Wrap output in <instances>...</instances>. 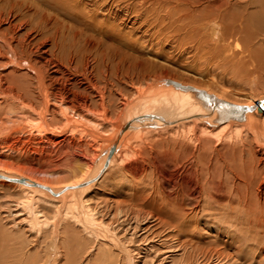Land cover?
<instances>
[{
	"label": "bare ground",
	"instance_id": "obj_1",
	"mask_svg": "<svg viewBox=\"0 0 264 264\" xmlns=\"http://www.w3.org/2000/svg\"><path fill=\"white\" fill-rule=\"evenodd\" d=\"M228 3L229 0H0V131L6 135L7 133L11 135L13 132H25L24 134H26L27 130L21 127V122L16 123V119L20 121L17 116L23 114L26 109L34 114L29 116L32 121L25 123L26 125L29 123L31 126L29 128L33 138L27 136L25 137L27 140L19 139L25 144L19 150L13 149L17 153L13 151L16 155H13L15 158L12 159L18 164L19 169L0 164V189L18 190L22 194V198L15 202L16 210L13 213L20 216L23 224L28 227L31 233L37 232L40 237L42 235L45 237L46 234L52 233L53 229V237L58 238L62 227V231L65 233L73 229V227H66L68 221H72L81 231L83 230L85 235L93 237L97 246L99 243L106 245L95 256V262L99 264L112 262L114 264L109 252L120 254L121 257L127 253L130 260L136 256L141 257L143 248H133L132 250L126 248L124 246L125 240L120 236V232L115 231L111 225H106L104 221H99L100 211L94 210L90 202V195L98 183L101 181L103 183L112 173L128 168V172L132 175L131 182L133 178L136 181V178L140 176L143 177L140 184H145L144 189L138 190L137 188L136 190L133 188L132 196H128L118 211L119 215L124 217L123 222L127 226L125 228L129 229L127 232L132 231V237L136 236L140 230L148 232L151 226L152 228L157 226L160 229L157 236L159 238H162L161 235L166 237L165 242L172 244L169 247L177 243L181 248H186L189 246V242H184L182 239L190 235L186 233L187 228L192 222L199 221V214L202 215V212L206 211L209 216H221L220 222L225 223L229 228L235 225L234 223H241L237 233L244 239V242L248 241L250 244L252 241L258 245L264 241V232L260 231L261 226H264V172L259 170L260 161L251 147H255L256 152L264 154V108L261 112H258L256 108V115L249 114L245 122L234 120L222 122V120L217 119L216 113L203 111L189 94L178 93L179 95L174 97L175 102L178 100L183 103L182 105L179 104L182 110H179L180 113L174 117L175 119L180 118L178 122L165 125L156 121L160 125L157 128L148 127L147 121L133 122L119 135L122 125L127 121L148 113L161 114L158 108L170 104L167 95L174 90L163 85L165 78H173L184 84L206 89L219 98L236 103L253 105L263 102L264 105V97L258 102L253 100H250L251 102L234 101L215 91V89L179 80L169 75H156L144 80L141 85L135 83L131 85L133 89L131 97L138 103V109L134 112H127L129 104L123 106L122 100L120 109L114 115L110 112L111 109L107 103V92L94 83H92L93 87L99 90L98 94L101 96L97 110L90 109L87 104L88 101L82 105L80 103L81 106L78 108L77 105L66 102L69 101L71 97L69 93L72 92L67 84L59 88V91L66 92V95L61 94L60 103L55 106L53 102L57 93L53 90L52 85L57 82V76L67 74L66 71H74L75 54L72 47L77 52L79 47H74L73 43L70 42L69 44L72 46L66 49L67 44H64V41L70 34L74 37H80L84 34V27L88 25L89 29L85 31V35H88L87 40L92 43L97 38L107 37L110 40L115 37L111 30L115 26L113 22L121 18V14L131 18L135 15L142 17L152 10L162 9L167 14L174 12L178 14L179 11H182L188 18L189 16L198 17L200 22L193 23L194 25L190 24L189 27L187 24L185 26L188 27V30L191 29L193 35L200 36L198 44H203V39H207L201 35L210 37L217 31V33H221V38L217 37L220 41L218 44L227 39L230 43V38L224 37L227 32L223 34L222 30H218L221 25L223 26L222 20L226 11L229 10ZM64 15H68L71 23L77 24L76 27L63 24L64 21L60 16L63 17ZM99 17L108 18L99 19ZM141 23L143 24V22ZM122 25L126 26L125 23ZM172 26L176 25L172 24ZM62 28L67 29L62 30ZM165 28L168 29L166 26ZM213 37L216 39V36ZM227 37L229 36L227 35ZM257 50L249 48L248 54L246 53L245 58L249 57L252 64L255 59L258 61L262 57ZM82 58L85 59V57H81L82 61ZM86 59L88 60V57ZM22 68L33 70L36 76L29 78L27 72L22 76H15L14 73ZM36 78L38 79L36 89L40 91L41 105L39 99L35 105L31 103L35 99L34 93L36 92L33 85ZM71 81L73 82L72 79ZM124 95L126 94L120 93V97H124ZM110 96L113 97V94ZM184 104H187L188 107H184ZM56 108L57 112L55 111ZM56 115L63 122L64 120L67 121L68 128L71 130H80L89 134L88 132H94V128L105 129V132L110 129L114 133V137L109 142L119 136L109 165L99 178L97 176L104 167L109 145L107 148H103L101 143L97 142L96 149L93 150L91 142L94 141V138L89 141L87 137L84 139L78 136L77 138L74 131L62 133L61 127L52 128L53 124L56 123ZM114 117L118 121L116 124H114ZM53 137L62 139L58 142ZM69 138L79 139L80 142H87L88 145L86 143L79 145L78 141H72ZM209 138L215 140V149L220 146L237 148L241 147L238 145H244L245 147L213 151V141ZM156 140L160 141L156 142ZM180 140L193 145H183L181 143L185 142ZM67 141L69 143H66ZM164 141H175L176 144L156 147L158 143ZM56 142L58 143L56 144ZM44 143L49 146L55 144V147L60 145L59 151L67 148L86 147L89 154L91 152L95 157H83L86 161L81 164L82 166L80 165L82 167L80 169L87 171L82 178L64 183L61 186L53 185L27 173L39 172L32 167L41 165L42 160L47 159L46 156L37 154L40 149H42L40 150L42 153H45L43 148L46 147L42 145ZM34 144L40 145L41 148H32L31 146ZM48 151L50 152V150ZM12 164L15 163L12 162ZM116 169L119 170L116 171ZM223 171L228 172L226 173L227 176L222 175ZM46 173L56 175L55 172H49L48 169ZM3 176L24 178L27 183L11 181ZM91 178L97 179L86 186L78 187V184ZM40 185L50 187L59 194L53 195ZM136 185L138 184L134 183L133 187ZM227 187L232 192H230L232 195L230 200H234L233 202L236 200L239 207H232L233 202H231L226 213H222L220 209L222 201L229 200V195L224 190ZM42 206L53 207L54 209L50 208L53 211H50L51 213L48 215L54 213V216L47 217L42 211ZM223 215L226 217L223 218ZM253 234L254 236H252ZM141 238L144 242L150 236L146 234ZM70 241L74 242L73 239ZM234 243L235 241L231 244H225L224 249L213 246L214 249L204 251L201 254H211V256L214 255L219 259L228 258L226 257L229 255L226 248ZM144 249H146L144 253L149 251V247ZM57 251L58 258L55 256L54 259L56 260L53 259L52 264H59L61 253L59 255V250ZM259 251L263 255L264 247L260 248ZM23 262L27 261L24 260Z\"/></svg>",
	"mask_w": 264,
	"mask_h": 264
},
{
	"label": "rangeland",
	"instance_id": "obj_2",
	"mask_svg": "<svg viewBox=\"0 0 264 264\" xmlns=\"http://www.w3.org/2000/svg\"><path fill=\"white\" fill-rule=\"evenodd\" d=\"M228 5L229 10L226 11V15L222 20L224 27L221 25L218 30H222L223 34L227 32L224 34V37L226 36V38H230V43L228 42L229 39H227L226 41L228 43L223 41L221 44H218L220 41L217 37L221 38V33H217V31L210 37L207 35H201L207 39H203V41L201 40L203 44H198L200 36L196 37L193 35L191 29H187L190 24L192 25L193 23L197 24L198 21L200 22L198 17L189 16L188 18L182 13V11H179L178 14L176 12L167 14L166 11L162 9L150 11V14L148 13L142 16L144 17L143 19L136 15L131 18L121 14L122 17L113 22L115 26L117 23L118 25L111 28L115 37L110 40H108L107 37L97 38L93 43L87 40L86 38L88 35H85V31L89 29L88 25L84 27V34L82 36L74 37L70 34L68 38L63 41L65 42L64 44H67L66 49H68L69 46H72L69 44L70 42L73 43L74 47H79L78 52L72 47L75 54L73 67L74 71H76H66L67 74L56 73L59 74L57 76V82L52 85L53 90L57 93L53 101L54 105H58L60 103L61 94L66 93L59 91V88L62 85L67 84L70 86L72 92L69 93L71 97L69 98V101L66 102H69L70 104L73 103L74 105H77L78 108L88 101L87 104L90 109H99L101 96L98 94L99 90H96L93 87L92 83H94L107 92V103L111 109L110 112L115 115L121 107L122 100L123 106L133 100V97H131L133 94L132 84L135 83L136 85H141L144 80L156 75H169L174 78L176 77V79L179 80L192 82L199 86L209 87L226 95L234 101H261L264 97V0H229ZM117 7L120 8L119 6ZM60 18L64 21L62 22L63 24L66 23L71 25V27H76L77 25L71 23V19L68 15H64L63 17L60 16ZM105 18L108 17H99V19ZM153 20H155L156 23L153 22ZM141 22H143V24ZM124 23L126 26L122 25ZM172 24L176 26H172ZM186 24L188 27H185ZM164 25L168 29H166ZM66 29L67 28H62V30ZM104 29H106L105 26ZM119 30H121V32H119ZM227 35L229 37H227ZM213 36H216V39ZM249 48L252 50L258 49L257 51L261 53L260 56L262 55L261 59L258 61L255 59L253 64L249 60V57L245 58L248 54L247 51ZM66 49L65 51L68 55ZM86 56L88 57V60L86 59ZM81 57H85V59L82 58V61ZM25 69L26 68H22L15 72V76H22L25 72H27L29 78H34L36 76V73L33 70ZM51 77L54 78L55 76ZM34 83L33 89L37 95L34 93L35 99H33L31 103L35 105L39 99L41 105L40 91L39 89H36L38 86L37 78ZM120 93L126 95L120 97ZM111 94H113V97L110 96ZM26 111L29 113L28 115ZM26 111H24L23 114H18L19 116H17V118L20 119V121L16 119V123L19 124L21 122V127L27 130L26 134H24L25 132H13L11 135L9 133L6 135L4 132L0 131L1 165H9L19 169L18 164L12 159L15 158L13 155H16L15 153H17L13 149L15 148L19 150V148H22L25 144L23 141H19V139L27 140L25 138L27 136L33 138V134L30 131L31 126L29 123L26 125V121H32L29 116L34 114L28 109H26ZM55 111L57 112V108ZM55 117L56 120H58H55L56 123L53 124L54 126H52V128L55 127V129H58L61 127L60 129L63 130L62 133H71L74 131L77 138L78 136H81L84 139L87 137L89 141L94 138V141L91 142L93 150L94 148L96 149L97 142L101 143V147L103 148L108 145L114 134L110 129L105 132V129L94 128L93 133L88 132L91 135L90 136L84 131L71 130V128H68L67 121L64 120L63 122V120L57 115ZM113 120L115 121L114 124L118 122L115 117ZM53 138L57 139L58 142L62 139L56 137ZM69 139L72 141H78L79 145L84 143L87 144V142H80L79 139ZM209 139L213 141V151L240 149L245 147L244 145H238L241 147L237 148L234 146H220L215 149V140L212 138ZM69 141L66 143H69ZM158 141L160 140H156V142ZM58 142H56V144ZM183 142H185L181 143L183 145L191 144L186 141ZM173 144H176V142L164 141L158 143L156 147L159 148L163 145ZM42 145H45L46 147L43 148L45 149V153H42L40 151L42 149H40L37 151V154L46 156L47 159H43L41 165L32 167L33 169L39 170V172L27 173L57 186H61L67 182L77 181L82 178L87 171H82L80 169L82 168L81 164L86 161L83 157H95L93 153L90 152L91 155L89 154L86 147L67 148L68 150L64 149L59 151L60 145L57 147H55V144L49 146L44 143ZM31 147L34 149L41 148L38 144H34ZM251 147L260 161L259 170L264 172V154L256 152V148L253 146ZM48 150H50V152ZM146 151L152 152L149 150ZM12 162L15 164H12ZM47 169L49 172H55L56 175H49L46 173ZM117 170L119 169H116V171ZM226 173L228 172L223 171L222 175L225 177L227 176ZM107 178L103 183L102 181L98 183L94 188V191L91 193V207L97 212L100 211L99 221H104L106 225L109 224L115 231L120 232V236L125 240L124 246L126 248H129V250H132L133 248H143L141 257L136 256L131 258V260L127 253L121 257L120 254L109 252L114 264H264V254L262 255L259 251L260 248L264 247V241L258 245L252 241H250V244L248 241L244 242V239L237 233L239 232L238 227L242 225L241 223H234L235 225H232L231 228H229L225 223L220 222L221 216L219 217L217 215L212 217L207 215L206 211L202 212V215L201 213L199 214L200 216L198 215L199 221L196 220L192 222L190 227L187 228L186 233L190 235L183 237L182 239L184 242H189V246L186 248H181L177 243L174 246L169 247V245L172 244L171 242L169 244L165 242L166 237L161 235L160 237L162 238H159L157 236V232L160 230L157 226H153V228L151 226V229L148 232L140 230L136 236L132 237V231L130 230L127 232L129 229L125 228L127 226L124 225V217H121L118 211L121 208V204L127 200L128 196H132L131 192H133V188L136 190L137 188L138 190L144 189L145 184H140L143 177H137L136 181H134L133 178L131 182L132 175H130L128 168H126L112 173L109 178ZM134 183H137L138 185L133 187ZM224 190L226 194L229 195V200L222 201L220 208L222 213H226L229 204L234 201L230 200L232 197L231 189L227 187ZM21 198L22 194L18 190H8V188L0 189V264H52V260L55 256L58 258L57 250H59V255L61 253L59 264H99L94 261V258L106 245L99 243L97 246L95 244V239L91 236L85 235L82 232L83 230L81 231V229L72 221H68V224L66 223L67 225H65L66 227H73V229L68 233H65L62 231V227L58 238L53 237V227L51 228L52 233L46 234L45 237H43V235L40 237L37 232L31 233L28 227L23 224L20 216L13 213V211L16 210L15 202ZM232 205V207L235 208L239 207L236 200ZM50 208L53 207L42 206L43 213L49 218L54 216V213L48 215V213L50 214L53 211ZM225 217L226 216L223 215V218ZM233 226H235L236 229H234L235 227L233 228ZM260 231L264 232V226H261ZM146 234L150 236V238L143 242L141 237ZM252 236H254V234ZM71 239L74 240L73 243L70 241ZM234 241L235 243L232 246H227L226 248V252L229 254L226 257L228 258L219 259L214 255L211 256V254H201L204 251L214 249L213 246H215V248L218 247L224 249L225 244H231ZM146 243L148 244L143 245ZM145 246L149 247L147 253H144L146 252V249H144L146 248ZM114 250L117 251V249ZM152 254H155V256ZM24 260L28 263L23 262ZM107 264H112V262Z\"/></svg>",
	"mask_w": 264,
	"mask_h": 264
},
{
	"label": "water",
	"instance_id": "obj_3",
	"mask_svg": "<svg viewBox=\"0 0 264 264\" xmlns=\"http://www.w3.org/2000/svg\"><path fill=\"white\" fill-rule=\"evenodd\" d=\"M163 85L166 88H172L174 90L172 93L167 95V99L170 104H167V105L165 104L158 108V111H160L161 114L148 113L145 115L134 117L133 119L127 121L124 124L122 123L123 125H122V129L120 130L119 135L124 130L129 128L133 122L137 123V122L147 121V126L150 128L159 127L160 125L157 122H161V124H165V125L178 122L180 118L175 119L174 117L178 113H180L179 110H182V107L180 105L183 104L181 101H178V100L175 102L174 97L175 95H179L178 93L189 94L195 100V102L198 103V106L201 107L203 111H205L206 113H216L217 119L222 120V122L229 121V120H234L237 122H245L249 114L256 115L255 113L256 108L258 112H261L262 108H264L263 102H259V104H253V105L232 102V101H229L223 98H219L216 94L211 93L207 91L206 89L196 87L190 84H184L173 78H165L163 80ZM128 104H129L128 105L129 109L127 112H134L135 110L138 109V103L135 101V99H133ZM184 107H188L187 104ZM113 137H114V134H113ZM118 137L117 138L115 137V139L109 142L108 144L109 150L107 153V159L105 161L104 167L98 174L97 178H99L102 175V173L106 170V168L108 167L109 160L111 159V157L113 156L115 152ZM105 147L107 148V145ZM3 177L11 181H20L22 183H27L24 178H11L8 176H3ZM97 178L87 179L86 181H83L80 184H78V187L86 186ZM33 184L38 185L37 183H33ZM40 187L47 189L49 192L53 193V195L59 194V192H54L50 187H47L44 185H40ZM64 189H67V188H64Z\"/></svg>",
	"mask_w": 264,
	"mask_h": 264
}]
</instances>
